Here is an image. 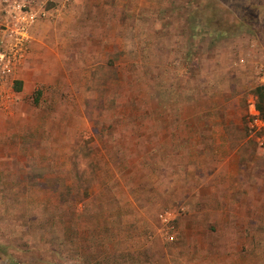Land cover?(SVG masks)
Returning a JSON list of instances; mask_svg holds the SVG:
<instances>
[{
	"label": "rangeland",
	"instance_id": "374dc122",
	"mask_svg": "<svg viewBox=\"0 0 264 264\" xmlns=\"http://www.w3.org/2000/svg\"><path fill=\"white\" fill-rule=\"evenodd\" d=\"M46 8L43 98L0 110V264H264V0Z\"/></svg>",
	"mask_w": 264,
	"mask_h": 264
},
{
	"label": "crops",
	"instance_id": "0c3cea01",
	"mask_svg": "<svg viewBox=\"0 0 264 264\" xmlns=\"http://www.w3.org/2000/svg\"><path fill=\"white\" fill-rule=\"evenodd\" d=\"M37 2H45L46 0H36ZM62 4L64 0H53ZM67 1V0H66ZM53 10H49L47 17L41 20H38L30 29V41L25 49L21 60L14 67H12L9 73H0V110L5 118L19 121L22 120L21 116H31L25 113H22L23 106H29V104L34 106V101L38 103L39 99L43 98L41 91L34 93V90L31 89V73L36 69L41 68L40 64L34 63L30 58L34 55L35 50L38 46H41V43L47 41V35L44 34V30L47 26H50L56 20H52L51 16ZM4 35L0 32V51L3 45ZM29 58L30 61L26 60ZM36 105V104H35ZM38 106V105H36ZM253 114V113H252ZM259 117V116H258ZM252 118H254L252 116ZM17 119V120H16ZM32 120V119H30ZM257 128H261L264 125V120L259 118ZM19 127V131H21ZM12 134V133H8ZM260 139V140H259ZM259 146H264V134L259 138ZM263 140V141H262ZM13 152V150H12ZM21 152V150H20ZM23 152V151H22ZM21 152V153H22ZM19 263V262H18ZM17 264V263H16Z\"/></svg>",
	"mask_w": 264,
	"mask_h": 264
},
{
	"label": "built area",
	"instance_id": "2783aa9c",
	"mask_svg": "<svg viewBox=\"0 0 264 264\" xmlns=\"http://www.w3.org/2000/svg\"><path fill=\"white\" fill-rule=\"evenodd\" d=\"M4 16L0 17V32L4 35L0 51V73H9L22 58L30 41V29L46 17V1L34 6L27 0H3ZM252 122L258 126V113H253Z\"/></svg>",
	"mask_w": 264,
	"mask_h": 264
},
{
	"label": "trees",
	"instance_id": "16d2710c",
	"mask_svg": "<svg viewBox=\"0 0 264 264\" xmlns=\"http://www.w3.org/2000/svg\"><path fill=\"white\" fill-rule=\"evenodd\" d=\"M222 33V32H220ZM255 94L257 95V101H256V108L260 113L264 112V83L261 85H258L255 88ZM114 251V250H113ZM115 254L117 253L116 251L114 252ZM110 255H112L111 253H107L106 251L101 250V260L104 259L106 256L110 257ZM117 255V254H116ZM114 258V257H113ZM105 261H109V260H105ZM118 261V260H117ZM84 263V262H83ZM120 264L118 262H115L114 264ZM85 264H96L94 262L91 261H86ZM97 264H101V262L97 263ZM104 264V263H103ZM109 264H113L109 261Z\"/></svg>",
	"mask_w": 264,
	"mask_h": 264
}]
</instances>
